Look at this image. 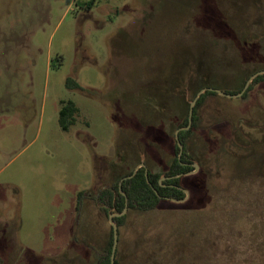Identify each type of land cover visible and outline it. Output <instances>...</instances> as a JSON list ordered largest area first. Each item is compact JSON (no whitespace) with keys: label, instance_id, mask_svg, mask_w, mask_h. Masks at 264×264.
Segmentation results:
<instances>
[{"label":"rangeland","instance_id":"obj_1","mask_svg":"<svg viewBox=\"0 0 264 264\" xmlns=\"http://www.w3.org/2000/svg\"><path fill=\"white\" fill-rule=\"evenodd\" d=\"M263 24L264 0H0V264H94L112 226L87 200L75 241L78 192L132 162L164 172L201 85L233 91L249 74L238 41L264 58ZM69 99L80 111L64 132ZM199 116L188 197L127 212L121 264H264V148L238 163L224 144L264 138V83Z\"/></svg>","mask_w":264,"mask_h":264},{"label":"trees","instance_id":"obj_2","mask_svg":"<svg viewBox=\"0 0 264 264\" xmlns=\"http://www.w3.org/2000/svg\"><path fill=\"white\" fill-rule=\"evenodd\" d=\"M93 5V1L90 2ZM255 4H253L254 6ZM258 8L257 5L254 6ZM264 24L262 25L263 29ZM264 34V33H263ZM238 38V37H237ZM240 38V37H239ZM237 46V59H241L244 61L248 58V65L251 71L248 69V75L246 79L241 81V84L233 91L226 90L227 93L237 94L240 93L247 82V80L259 71H264L260 67L264 66V58L254 54L251 57L255 56V59H249L250 57L247 55L245 48L253 47V44H249L248 41L243 38L238 41ZM251 49V48H250ZM254 62H259L258 65H254ZM261 63V64H260ZM259 66V68L255 69ZM57 67V66H55ZM173 74V70H172ZM199 76V74L197 75ZM200 77V76H199ZM192 79V78H191ZM190 79V80H191ZM201 82L206 83L208 78L205 76H201ZM264 83V74L258 76L251 83L250 87L243 95V98H247L249 93L254 90V88L260 84ZM201 84V83H200ZM66 85L68 88H72L75 90L82 91L87 94L92 91L83 88L79 83H77L73 78H68L66 80ZM204 88L201 87L195 92V97ZM211 96H218L215 92L207 90L204 94L200 96L198 99L196 106L194 107L193 114V124L189 130H183L179 133V139L181 144L184 146V153L182 157L179 159L178 155L180 149L175 141L174 144V152L171 160L167 163L166 169L164 172L162 171H154L151 169L150 165L147 163L148 168V176L146 177L145 168H140L136 175L131 179H126V177L133 175L134 169L141 163L137 161V164L131 168L133 162L129 169L127 170L124 167V171L110 184L109 186L99 189L97 193L91 190H82L77 194L76 206H75V217L73 224V234L74 240L76 241L75 234L80 229V223L83 216L84 207L86 206L87 200H94L96 204L99 206L100 210L106 214L109 218L111 214H118L119 216H115L113 221L117 224L118 230L120 228H124L126 226V220L128 218L127 212H140V213H148L159 207V205L165 200H183L185 198V193L182 190V182L184 179V175L188 172H191L194 168L192 167V155L189 153L190 150V141L194 135L195 130L198 128V123L200 120L199 111L201 107L204 105L206 100ZM189 110L190 104H188L187 109L185 110V115L178 125V128L187 127L189 124ZM79 108L77 104L73 100H63L61 101V109L59 112V123L61 129L64 132H68L70 128L75 124L76 118L79 114ZM127 144H131L127 142ZM130 149V147H129ZM120 153V152H119ZM120 156V155H119ZM119 158V157H118ZM120 162L125 166L128 162V156H123ZM114 167H112V170ZM126 169V171H125ZM180 175L179 177H176ZM166 177L165 180L160 182L161 177ZM121 184V189H120ZM127 209L126 213L123 214L124 210ZM114 245V232L113 228L110 227V233L108 239L105 241L104 246L100 253L97 255L94 264H111V255ZM120 256V255H119ZM118 253L116 251L115 264H121Z\"/></svg>","mask_w":264,"mask_h":264},{"label":"flooded vegetation","instance_id":"obj_3","mask_svg":"<svg viewBox=\"0 0 264 264\" xmlns=\"http://www.w3.org/2000/svg\"><path fill=\"white\" fill-rule=\"evenodd\" d=\"M259 72H261V71H259ZM258 73V72H257ZM256 74V73H255ZM263 75V74H262ZM253 76V75H252ZM251 76V77H252ZM260 76V75H259ZM250 77V78H251ZM249 78V79H250ZM257 78V77H256ZM248 79V80H249ZM247 80V81H248ZM254 81V80H253ZM247 83V82H246ZM251 85V84H250ZM245 86H246V84H245ZM245 86H244V88H245ZM250 87V86H249ZM248 87V88H249ZM203 90V89H202ZM201 90V91H202ZM207 90H209V91H213V92H215L214 90H212V89H207ZM206 90V91H207ZM244 90V89H243ZM242 90V91H243ZM248 90V89H247ZM246 90V91H247ZM222 91V90H221ZM241 91V92H242ZM246 91L244 92V94L246 93ZM200 92V91H199ZM225 93H227L226 91H224ZM240 92V93H241ZM205 93V92H204ZM203 93V94H204ZM216 93V92H215ZM217 94V93H216ZM227 94H230V93H227ZM237 94H239V93H237ZM237 94H231V95H237ZM243 94V95H244ZM198 95V94H197ZM218 96H220L219 94H217ZM243 95L241 96V97H243ZM197 97V96H196ZM195 97V98H196ZM222 97H224V96H222ZM241 97H238V98H241ZM200 98V97H199ZM198 98V99H199ZM225 98H228V97H225ZM228 99H235V98H228ZM195 100V99H194ZM193 100V101H194ZM192 101V102H193ZM198 101V100H197ZM197 103V102H196ZM196 106V105H195ZM194 106V107H195ZM190 107H191V104H190ZM181 112H183V110H181ZM193 114H194V110H193ZM189 116H190V110H189ZM192 124H193V117H192ZM189 125V124H188ZM234 127H233V131L235 132V131H237L236 129H237V126L236 125H233ZM191 127H192V125H191ZM190 127V128H191ZM253 127V126H252ZM183 128H186V127H183ZM179 129H182V128H179ZM179 129H177V130H179ZM155 130H156V128H155ZM176 130V131H177ZM183 130H186V129H183ZM183 130H181V131H183ZM189 130V129H188ZM180 131V132H181ZM179 132V133H180ZM176 133V132H175ZM240 138V137H239ZM262 141H238V139L236 140V139H233V137H231V140L230 141H228V142H226V143H224V144H226V145H228V147H229V154H230V156H232L233 158H234V160L235 161H237L238 163L239 162H242V161H244V162H249L250 161V159H249V157H251L252 155L254 156L256 153H258L257 151H259V149H261L262 147L264 148V138H262L261 139ZM175 141L177 142V140H176V136H175ZM179 141H180V139H179ZM220 142V141H219ZM190 143H191V141H190ZM189 143V144H190ZM154 145V144H153ZM177 145H178V142H177ZM191 146V145H190ZM154 147V146H153ZM179 147V146H178ZM183 148H184V146H183ZM231 148H235V149H237L236 150V152L235 151H232V150H230ZM180 149V148H179ZM240 151V152H239ZM227 153H228V150L226 151ZM183 153H184V151H183ZM189 153H190V150H189ZM179 154H180V152H179ZM183 155V154H182ZM182 155H181V157H182ZM178 157H179V155H178ZM180 159V158H179ZM199 163H202L201 161H199V160H193V157H192V167L194 168L191 172H188V173H186L185 175H184V178L186 177V176H189V175H193L195 172H197L198 170H196V168H195V164H197L198 166H199ZM141 164V163H140ZM145 165H146V163H145ZM146 168H147V166H146ZM199 168H200V166H199ZM148 169V168H147ZM135 170V169H134ZM180 175H178V176H176V177H179ZM164 176H162L161 177V179H160V182H162L163 180H165L166 179V177H164L165 179H163L162 180V178H163ZM182 190L184 191V193H185V191H187V189L186 188H184V186H183V182H182ZM188 192V191H187ZM187 197V194L185 193V198ZM184 198V199H185ZM112 215V214H111Z\"/></svg>","mask_w":264,"mask_h":264},{"label":"water","instance_id":"obj_4","mask_svg":"<svg viewBox=\"0 0 264 264\" xmlns=\"http://www.w3.org/2000/svg\"><path fill=\"white\" fill-rule=\"evenodd\" d=\"M262 74H264V71H261V72H258V73H256V74H254V75H253V76L247 81L244 90H243L241 93L237 94V95L227 94V93H225L224 91L216 90V89H215L214 91H215L217 94H219L220 96H224V97H228V98H238V97H241V96L244 94V92L248 89V87L250 86V84L253 82V80H254L256 77H258L259 75H262ZM206 90H207V89H203L202 91H200V92L198 93L197 97L195 98V100L191 103V107H190V116H189V125H188L186 128H182V129L177 130L176 133H175L176 140H177V142H178V146H179V148H180L179 158H181V155L183 154V151H184L183 145H182L181 142L179 141V132H180L181 130H183V129H186V130L190 129V127H191V125H192V117H193L194 106H195V104H196L198 98H199L204 92H206ZM140 168H145L146 177H147V176H148V169L146 168L145 163L142 161L141 164H139V165L135 168V170H134V172H133V175L126 177L124 180L133 178V176L136 175L137 171H138ZM195 168H196V170H198V169H199V166H198L197 164H195ZM163 179H165V178L163 177L162 180H163ZM120 189H121V184H120ZM185 193L187 194V197H188V192L185 191ZM187 197H186V198H187ZM186 198L183 199V200H174V199H173L172 201H174V202H183V201L186 200ZM126 211H127V209H125L124 212H123V214H121V215H124V214L126 213ZM115 216H119V215H118V214H112V215L109 216L110 225L112 226V228H113V232H114V245H113V250H112V255H111V264H115V257H116V251H117V245H118V238H119L118 226H117V224L113 221V218H114Z\"/></svg>","mask_w":264,"mask_h":264},{"label":"crops","instance_id":"obj_5","mask_svg":"<svg viewBox=\"0 0 264 264\" xmlns=\"http://www.w3.org/2000/svg\"><path fill=\"white\" fill-rule=\"evenodd\" d=\"M1 241V240H0ZM2 242H4V240L2 239ZM1 243V242H0ZM0 251H2V252H4V249H2V250H0Z\"/></svg>","mask_w":264,"mask_h":264}]
</instances>
